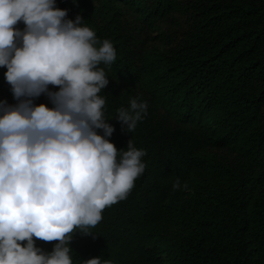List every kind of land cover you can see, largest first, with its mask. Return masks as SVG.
Returning a JSON list of instances; mask_svg holds the SVG:
<instances>
[{"label":"clouds","instance_id":"obj_1","mask_svg":"<svg viewBox=\"0 0 264 264\" xmlns=\"http://www.w3.org/2000/svg\"><path fill=\"white\" fill-rule=\"evenodd\" d=\"M83 22L79 13H69L56 0H0V86H10L15 101L0 100V264H73L69 242L92 232L95 257L82 264H112L97 253L122 240L126 232L117 224L148 203L152 183L141 199L133 198L132 190L139 179L162 169V149L171 152L177 146L182 153L192 148L190 175L207 183L197 201L207 191L224 190L222 196L229 200L237 196L226 184L236 182L240 162L225 156L211 163L221 144H213L203 131L200 106L190 112L187 103L186 117L191 113L196 125L168 132L176 142L145 131V101L155 94L165 65L156 73L121 68L115 44ZM153 43L141 45L140 54L160 58V51L147 49ZM168 57L177 63L173 55ZM188 75L177 79L168 73L151 107L167 106L161 115L176 114ZM113 84L127 102L107 116L105 92ZM41 95L51 106L34 103ZM246 112L238 117L253 120ZM172 116L175 122L180 119ZM216 166L227 167L213 178ZM212 180H217L216 188L210 186ZM49 246L52 250L46 251Z\"/></svg>","mask_w":264,"mask_h":264},{"label":"trees","instance_id":"obj_2","mask_svg":"<svg viewBox=\"0 0 264 264\" xmlns=\"http://www.w3.org/2000/svg\"><path fill=\"white\" fill-rule=\"evenodd\" d=\"M56 5L79 13L84 24L110 39L121 68L156 73L165 65L155 94L145 101V131L166 143L176 142L168 132L182 129L178 125H196L191 113L186 117L187 103L190 112L200 106L203 131L213 144H221L211 163L233 156L242 168L236 182L226 184L236 197L225 198L224 190L207 191L197 201L207 183L190 175L192 148L182 153L177 146L171 152L162 149V169L139 179L132 190L131 196L141 199L144 187L152 183L148 203L117 224L125 229V237L110 250L100 249L97 256L112 264H264V116H259L264 115V0H56ZM147 41L155 42L147 49L160 51V58L140 54ZM168 55L179 66L167 61ZM168 73L177 79L192 74L179 90L182 106L172 114L180 118L176 122L172 115L160 114L167 106L151 107ZM105 95L107 116L127 102L115 84ZM0 100L15 103L10 86H0ZM34 103L51 106L45 95ZM243 109L253 120L238 117ZM226 167L216 166L213 178ZM216 183L212 180L210 186L216 188ZM92 233L72 237L73 264L95 257ZM51 250L49 246L46 251ZM159 254L166 260H159Z\"/></svg>","mask_w":264,"mask_h":264}]
</instances>
